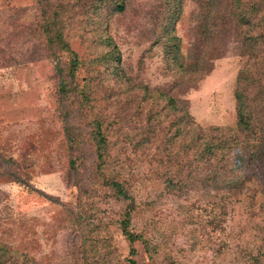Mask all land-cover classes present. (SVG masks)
I'll return each mask as SVG.
<instances>
[{"label": "rangeland", "instance_id": "374dc122", "mask_svg": "<svg viewBox=\"0 0 264 264\" xmlns=\"http://www.w3.org/2000/svg\"><path fill=\"white\" fill-rule=\"evenodd\" d=\"M58 1L0 0L19 46L18 59L0 67V240L40 264H99L100 258L103 264H264V204L255 199L252 182L243 194L216 195L199 176L206 167L187 155L179 174L186 186L171 191L165 183L179 170V117L187 118L185 131L216 127L234 135L237 75L240 100L264 105V79L242 77L261 71L252 55L264 56V32L223 25L215 57L184 73L203 47L200 0H182L173 9L165 0H128L122 12L103 5L97 15L87 10L91 0H62L60 19L70 20L63 27L71 49L82 63L91 61L80 64L73 78L79 88L91 87L89 105L72 91L65 98L71 102L64 105L67 113L56 65L66 72L69 53L47 51L36 27L44 23L39 11L47 16ZM249 36L257 38V50L249 51ZM173 44L180 59L170 60ZM50 53L60 60L51 61ZM183 73L191 81L175 88ZM143 87L156 88V118L148 117L151 100H143ZM167 96L175 98L174 106H166ZM97 122L104 150L93 139ZM66 125L81 137L76 145H70ZM71 151L84 153L74 168ZM8 171L28 185L1 176ZM114 177L126 181L138 203L129 231L142 232L144 239L118 228L127 201H118L106 185Z\"/></svg>", "mask_w": 264, "mask_h": 264}, {"label": "trees", "instance_id": "16d2710c", "mask_svg": "<svg viewBox=\"0 0 264 264\" xmlns=\"http://www.w3.org/2000/svg\"><path fill=\"white\" fill-rule=\"evenodd\" d=\"M45 3H48L49 0H42ZM128 0H91V4L87 7L88 11H91L90 8H93L92 13L99 14V9L103 5H107L108 8H113L117 12H122L125 9V3ZM60 5L55 6L52 12H48L46 16V11L41 9L39 11V19L44 22L42 25L36 24L37 29H39L40 35L44 39V45L46 46L47 51L56 48L61 54L63 52L69 53V63L68 67L65 70H62L57 63L56 71L59 74V82L61 84V104L63 110L68 113L69 109L64 107L65 104L70 103L65 100L67 97H71V92L73 91L74 96L78 94H83V105H89V100L92 97L91 87L87 88L86 86L78 87V85L73 84L74 73L78 70L80 64L91 63L90 59L87 61L81 62L77 53L71 49L70 43L65 35L63 23H68L69 21H64L61 18V13L65 11L64 2L59 0ZM165 3L171 4L173 9L177 5H182V0H165ZM8 10V9H7ZM7 10L0 9V67L8 66L14 63L18 57L14 55L17 52V37L15 36V28L11 23V16L8 15ZM37 19V17H36ZM199 21V28H201V34L198 38L199 42L203 43L202 50L198 54H195V59L192 60L189 64L184 66L186 73L188 70H197L201 65L206 64L207 59L215 57V50L221 44L219 40L220 29L223 25L232 24L233 26L238 27V24L242 25L244 32L246 29L253 32H264V0H200L199 1V13L197 15ZM226 21V22H225ZM41 22V21H39ZM172 22V19H167L164 23L165 26L170 27L169 24ZM225 23V24H224ZM31 25V24H30ZM255 26L256 29H251L250 26ZM34 27L33 25H31ZM15 27V26H14ZM245 36V35H244ZM174 37L169 38V41ZM249 38L248 48L250 50H257V38L251 36ZM109 40L108 37H105L104 40ZM252 44L255 45V48H252ZM108 47L112 46L110 41H106ZM174 52L170 56V60L174 59L173 57L180 59V54L176 51L177 47L173 44ZM209 49L210 53H203L205 49ZM114 51V47L111 48ZM109 50V52L111 51ZM248 52V51H247ZM264 55V50L261 51ZM52 56H48L51 61H59V55L50 53ZM60 54V56H61ZM214 54V55H212ZM179 55V56H178ZM246 55V54H245ZM247 56V55H246ZM252 58H257L262 64L261 71L256 70L254 74L256 77L251 76V73L248 71L243 73V78L247 80V76L250 78L249 82L254 83L255 80L260 81L264 79V56L258 58L252 55ZM206 60V61H205ZM94 62H96L94 60ZM180 75L179 79L175 81V88H179L182 81L185 78ZM249 73V74H248ZM242 74V73H241ZM69 77V78H67ZM242 79V78H241ZM252 79V80H251ZM69 80V81H68ZM190 82L191 79L188 78L185 80ZM71 84V88H66ZM185 85V84H184ZM236 87L234 91L235 95V110H236V125L235 133L226 132L222 128L209 127L207 131L204 129L190 128L188 131L182 130V125L187 120L182 117L177 119L178 128L175 132L177 139V147L179 150L176 152L175 161L178 163V168L176 174L169 175L165 181L166 186L169 190L173 191L177 189L181 190L182 187H185L186 184L179 179V174L183 171V165H180V161L184 159V156L189 155V158L193 160L201 161L203 168L206 167V170H203V175H199L200 178L204 181V188L208 187L215 188V193L224 192L225 198L229 196H236V192H244L246 184L252 182V192L255 195V199L259 196L258 201L264 204V105H256L252 107V103L248 101L246 105L245 101L240 100V93H238L240 86V77L237 75L236 78ZM187 86V85H186ZM248 85L247 87H249ZM251 87V86H250ZM174 88V89H175ZM156 92V88H147L143 87V100H151V108L148 111V117H157V113L153 112L152 109L156 101L151 99L153 93ZM248 96L251 93H247ZM175 98L167 96L166 97V106H174ZM67 106V105H66ZM92 108V107H91ZM65 112V113H66ZM66 113V114H67ZM68 115V114H67ZM189 119V117H188ZM183 120V121H182ZM100 123L97 122V136H94L95 142L100 146V149L105 148L106 140H103L102 130ZM76 129V128H75ZM194 129H197L194 131ZM67 131V138L70 139L69 143L74 145L81 140V137L76 135L75 131H71L68 125L65 126ZM193 132L190 136L187 137L190 132ZM187 137V138H186ZM150 139L141 140V146L148 143ZM187 146V150L183 153L181 148ZM71 159L70 164L73 165L76 161H79L84 153L71 151L69 152ZM103 154H98L97 157L102 158ZM202 168V167H200ZM197 168V169H200ZM209 168V169H208ZM196 169L194 168L193 171ZM75 174L80 176V173L77 172L78 169H75ZM14 172V171H13ZM7 172L5 174L1 173V176L10 178L12 181L27 186V182L22 179L15 172ZM192 173V170H190ZM202 176V177H201ZM199 178V177H198ZM200 180V179H198ZM208 181L210 183H208ZM114 191V197L119 199L118 201H127L125 209L122 213V217L119 220L118 228L121 230V233L132 239V236L135 238H143L144 235L136 233V231H129L132 228V219L134 215L138 212V203L135 201L134 197L131 195L130 191L126 187V181H119L116 177L107 179V184ZM248 187V186H246ZM217 206V202L213 203ZM225 207V206H223ZM97 251H99L97 249ZM96 251V252H97ZM132 254V253H131ZM103 258L99 259V264H103ZM0 264H40L33 262L24 252H19L12 249L6 243H3L0 240ZM130 264H135V261L130 260Z\"/></svg>", "mask_w": 264, "mask_h": 264}]
</instances>
